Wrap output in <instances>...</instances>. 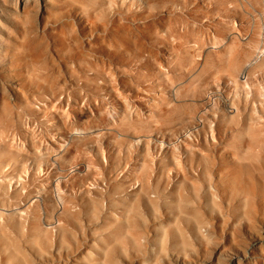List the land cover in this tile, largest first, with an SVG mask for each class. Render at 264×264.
Wrapping results in <instances>:
<instances>
[{"label":"rangeland","instance_id":"1","mask_svg":"<svg viewBox=\"0 0 264 264\" xmlns=\"http://www.w3.org/2000/svg\"><path fill=\"white\" fill-rule=\"evenodd\" d=\"M0 264H264V0H0Z\"/></svg>","mask_w":264,"mask_h":264},{"label":"bare ground","instance_id":"2","mask_svg":"<svg viewBox=\"0 0 264 264\" xmlns=\"http://www.w3.org/2000/svg\"><path fill=\"white\" fill-rule=\"evenodd\" d=\"M241 181H245L244 179H241ZM256 182V181H255Z\"/></svg>","mask_w":264,"mask_h":264}]
</instances>
